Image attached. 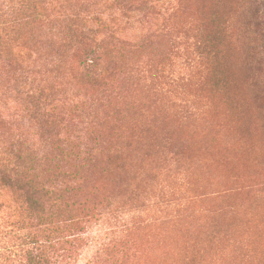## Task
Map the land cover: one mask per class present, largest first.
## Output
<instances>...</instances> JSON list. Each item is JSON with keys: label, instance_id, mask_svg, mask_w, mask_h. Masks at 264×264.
<instances>
[{"label": "rangeland", "instance_id": "obj_1", "mask_svg": "<svg viewBox=\"0 0 264 264\" xmlns=\"http://www.w3.org/2000/svg\"><path fill=\"white\" fill-rule=\"evenodd\" d=\"M18 1L0 0V145L102 147L86 187L112 204L71 263L264 264V0H35L43 17L11 32ZM91 50L116 59L107 78L82 70ZM38 99L60 127L33 117ZM239 122L249 133L232 139ZM211 130L250 169L200 157ZM9 217L0 208V250L22 243Z\"/></svg>", "mask_w": 264, "mask_h": 264}, {"label": "trees", "instance_id": "obj_2", "mask_svg": "<svg viewBox=\"0 0 264 264\" xmlns=\"http://www.w3.org/2000/svg\"><path fill=\"white\" fill-rule=\"evenodd\" d=\"M41 9V6H36L35 0L18 1L17 6L10 8L11 32L17 27L25 29L33 26L43 17ZM4 15L6 12L0 9V16ZM101 27L111 31L112 37L119 41V36L108 25L102 24ZM6 30L3 29V32ZM89 33L98 36L95 30ZM80 35L90 39L86 29ZM109 61L111 66L98 52L91 50L81 60L82 70L96 78H107L109 69H116L118 65L115 58ZM36 101L33 117L44 118L47 125L60 127V121L53 118L55 108L48 105V112L45 110L47 104L40 99ZM236 108L239 119H244L247 108L234 106ZM236 125L239 126L232 132L228 128L227 135L232 139L249 133L244 124L239 122ZM92 142L94 146L82 141V138L64 136L56 144L54 152L49 154L26 147L23 143L0 145V208L4 207L9 212L6 224L12 230L8 233L15 238L16 233L22 236L21 245L0 250V264H73L71 262L78 257L77 247L83 241L86 228L112 204L111 196L99 194L95 188L88 191L86 187L102 155L98 138ZM196 148L200 157L207 154L228 173L250 169V163L243 154L223 147L213 130ZM243 153L249 155L246 149ZM118 155V151L114 150L104 156L106 164H113ZM9 194L13 198L8 200ZM109 250V260H115L117 249Z\"/></svg>", "mask_w": 264, "mask_h": 264}]
</instances>
